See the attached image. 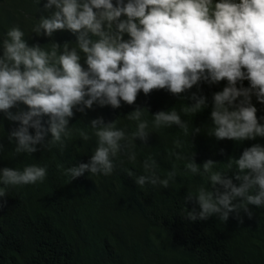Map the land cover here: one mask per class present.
<instances>
[{"label": "clouds", "instance_id": "9594fccd", "mask_svg": "<svg viewBox=\"0 0 264 264\" xmlns=\"http://www.w3.org/2000/svg\"><path fill=\"white\" fill-rule=\"evenodd\" d=\"M52 9L50 15L40 17L33 31L52 37L67 30L76 37V47L65 43L61 51L57 43L51 50L38 44L29 46L18 27L9 29L0 42V111L20 123L9 136L17 142L16 153L36 152L35 145L49 132L52 138L47 144L63 146L74 108L84 112L96 103L115 109L121 107V101L134 104L141 90L145 95L167 90L179 96L202 82L214 85L227 81L213 94L212 135L217 140L241 142L264 137V124L259 122L264 116L257 117L258 109L252 103L255 96L264 104V0H46L44 10ZM81 54L86 69L80 62ZM190 99L195 103L184 108L185 113L207 107L203 95L193 93ZM19 103L28 110L14 114L10 109ZM145 111L137 108L128 116L138 121L132 136L142 141L147 140L148 122L141 119ZM43 116L49 117L47 128L42 124ZM153 118L156 128L176 125L188 131L187 122L174 108L159 111ZM91 126L96 129L97 147L89 163L66 169L72 178L86 171L110 175L115 167L113 157L124 147L120 142L125 132L117 129L115 122L105 124L97 118ZM29 128L35 129V135ZM194 131L199 133L200 128ZM129 158L134 160L135 154ZM154 165V161H145L144 167L150 170ZM214 165L212 160L202 165L201 174L210 173L215 190L199 189L196 202L200 211H190V220L218 215L226 221L229 213L239 214L241 209L251 217L249 204L264 206V146L257 143L245 148L235 159L239 186L223 173L212 172ZM187 168L193 174L201 170L194 160ZM46 172L45 167L36 165L22 171L6 167L0 169V182L35 184L45 179ZM174 176L173 170L168 179L161 180L153 172L138 177L136 183L167 187ZM4 195L0 192V197ZM237 198L242 202L233 203Z\"/></svg>", "mask_w": 264, "mask_h": 264}, {"label": "trees", "instance_id": "16d2710c", "mask_svg": "<svg viewBox=\"0 0 264 264\" xmlns=\"http://www.w3.org/2000/svg\"><path fill=\"white\" fill-rule=\"evenodd\" d=\"M45 3L0 0V42L9 29L18 27L29 46L38 44L51 50L57 43L61 51L65 43L76 47V37L67 30L52 37L33 31L40 17L54 10L45 11ZM2 51L0 47V55ZM226 84L202 82L179 96L167 90L145 95L141 90L134 104L121 101V107L115 109L96 103L84 112L74 108L70 134L63 138V146L47 144L52 138L49 132L32 154L15 152L17 142L9 136L20 123L0 111V169L22 171L36 165L47 170L45 179L35 184L11 186L0 182V192L5 193L0 197V264H264V206L249 204L251 217L241 209L239 214L229 213L226 221L218 215L207 220L188 218L193 209L200 211L196 202L199 189L215 190L210 173L201 174L206 161L215 162L212 172L223 173L239 186L235 159L245 148L257 143L264 146V137L239 142L217 140L212 135L213 94ZM243 84L249 86L248 81ZM193 93L205 96L207 107L185 113L183 109L195 103L190 99ZM252 103L258 109L257 117L264 116V104L255 96ZM137 108L147 110L141 117L148 122L146 141L132 136L138 121L128 116ZM173 108L187 122V133L176 125L154 127L153 116ZM27 110L22 103L10 109L14 114ZM97 118L105 124L115 122L116 128L125 132L120 142L124 147L113 157L115 167L110 175L86 171L72 178L66 169L89 163L97 147L96 129L91 126ZM48 119L41 118L45 128ZM259 122L264 124V120ZM196 128H200L199 133ZM29 133L35 135V129L29 128ZM133 153L134 160L129 158ZM191 160L201 167L200 173L193 174L187 168ZM145 161H154V167L146 170ZM173 170L175 176L167 187L136 183L138 177L153 172L161 180L168 179ZM215 187L224 191L220 185ZM241 202L242 198L233 201Z\"/></svg>", "mask_w": 264, "mask_h": 264}]
</instances>
